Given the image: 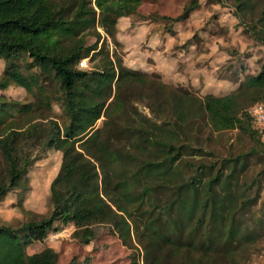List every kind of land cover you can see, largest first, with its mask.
Returning <instances> with one entry per match:
<instances>
[{
    "label": "trees",
    "instance_id": "16d2710c",
    "mask_svg": "<svg viewBox=\"0 0 264 264\" xmlns=\"http://www.w3.org/2000/svg\"><path fill=\"white\" fill-rule=\"evenodd\" d=\"M140 4L0 0V90L20 86L34 98L0 96V204L19 190L22 206L41 152L62 153L49 213L0 224V264H83L48 245L32 254L28 247L66 226L89 244L97 225L110 226L131 250L140 246L130 264H250V248L264 237V207L257 211L264 169L249 178L252 160L264 156V133L249 113L264 104V63L230 93L201 96L193 82L173 84L124 62L98 28L118 47V20ZM200 6L191 0L178 16L161 18L174 24ZM235 8L237 17L250 14V30L264 43V0H235ZM83 60L95 65L82 67ZM231 130L252 140L250 151L220 157L201 144L206 131Z\"/></svg>",
    "mask_w": 264,
    "mask_h": 264
},
{
    "label": "rangeland",
    "instance_id": "374dc122",
    "mask_svg": "<svg viewBox=\"0 0 264 264\" xmlns=\"http://www.w3.org/2000/svg\"><path fill=\"white\" fill-rule=\"evenodd\" d=\"M190 1L141 0L136 14L118 20V47L101 28L98 30L103 38L109 40L111 53L113 49H117L124 62L131 60L136 66L150 67L149 72L160 71L173 84L178 79L185 83L188 81V87H191L193 82L197 87L192 88H196L195 91L201 96L208 93L228 94L236 89L240 81L260 71L264 63V43L255 38L254 30H250V14L236 16L235 0H199L201 6L189 18L174 24L161 18L178 16ZM258 5L254 10L255 17L260 15L262 9ZM259 24L261 27V23ZM169 26L172 31L168 30ZM94 41V36L87 37V44ZM83 63L82 67L92 68L95 65L94 61L85 60ZM5 65L3 59H0V75L4 72ZM182 72L184 74H180ZM235 78L238 82L233 80ZM0 96L17 101L34 100L20 86L0 90ZM144 111L149 113L148 109ZM54 116L62 121L63 115L58 105H54ZM100 121L97 125H100ZM201 137V144L208 150H215L220 157L248 152L254 145L239 130L222 133L206 131ZM262 140L264 141V135ZM41 155L28 174L29 189L23 194L22 206L19 205V190L10 191L1 202L0 224H17L28 219L31 213H49L50 185L60 169L62 153L51 149L41 152ZM262 157L258 164L256 158L252 160L255 164L249 178L255 174V170L264 169V156ZM260 207H264V193L257 211ZM94 229L97 235L89 244L73 239L74 228L66 226L62 231L50 234L45 242L30 245L28 252H38L48 245L61 250L62 260L70 261L76 257L83 264H130L132 253H140L141 258L140 246L139 249H129L110 226L97 225ZM248 257L250 264H264V237L250 248ZM140 264H144L143 261Z\"/></svg>",
    "mask_w": 264,
    "mask_h": 264
},
{
    "label": "built area",
    "instance_id": "2783aa9c",
    "mask_svg": "<svg viewBox=\"0 0 264 264\" xmlns=\"http://www.w3.org/2000/svg\"><path fill=\"white\" fill-rule=\"evenodd\" d=\"M85 60L81 62V66L84 65ZM249 113L253 118L254 127L264 133V104L257 103L250 107Z\"/></svg>",
    "mask_w": 264,
    "mask_h": 264
},
{
    "label": "crops",
    "instance_id": "0c3cea01",
    "mask_svg": "<svg viewBox=\"0 0 264 264\" xmlns=\"http://www.w3.org/2000/svg\"><path fill=\"white\" fill-rule=\"evenodd\" d=\"M138 68H144V67H139V66H138ZM144 69H146V70H151L150 67H146V68H144ZM177 70H178V69H177ZM178 71H179V70H178ZM159 72H160V71H159ZM179 72H180V71H179ZM179 72H178V73H179ZM161 73H162V72H161ZM182 73H183V72H182ZM182 73H180V74H182ZM176 80H177V79H176Z\"/></svg>",
    "mask_w": 264,
    "mask_h": 264
}]
</instances>
